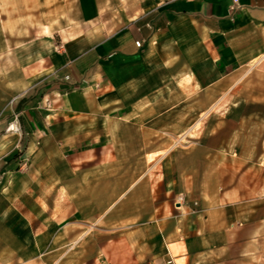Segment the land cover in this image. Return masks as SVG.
Segmentation results:
<instances>
[{
  "label": "crops",
  "instance_id": "obj_1",
  "mask_svg": "<svg viewBox=\"0 0 264 264\" xmlns=\"http://www.w3.org/2000/svg\"><path fill=\"white\" fill-rule=\"evenodd\" d=\"M121 23L103 37H75L48 53L39 92L0 120V264H17L26 250L20 227L36 228L19 205L37 173L54 160L96 159L98 166L120 139L139 137L131 128L142 121L140 107H151V122L161 123L162 107L193 93L196 77L237 82L246 67L264 61V0H141ZM13 121L19 130L4 131ZM219 135V147L205 154L199 197H188V179L165 180L155 184L151 209L127 218V233L145 237L128 264H264V142L243 130ZM231 143L251 171L233 184L212 162ZM180 186L188 196L175 210ZM49 227L43 222L34 234Z\"/></svg>",
  "mask_w": 264,
  "mask_h": 264
},
{
  "label": "rangeland",
  "instance_id": "obj_2",
  "mask_svg": "<svg viewBox=\"0 0 264 264\" xmlns=\"http://www.w3.org/2000/svg\"><path fill=\"white\" fill-rule=\"evenodd\" d=\"M140 2L0 0V120L9 119L16 106L39 92L48 53L75 37H103ZM262 62L246 67L237 82L196 77L193 93L184 92L175 103L162 107V117H157L161 123L151 122V107H140L142 121L131 128L140 132L139 137L120 139L118 151L98 166L93 165L96 159L76 164L54 160L50 170L37 173L36 186L19 205L36 228L20 227L26 250L19 251L17 264H92L93 259L99 264H128L131 250L143 247L145 237L132 236L123 226L128 217L151 209L147 202L159 189L155 184L165 180L182 184L188 179L187 196L197 198L205 154L210 147H219L220 132L243 130L254 142L257 136L258 142H264ZM167 94L163 93L164 99ZM8 124L3 130L13 132ZM235 147L231 143L228 152L216 150L212 160L221 168L220 178H230L232 184L241 176L251 177V171H245L247 162L237 161ZM174 196L175 205L187 199L181 186ZM43 222L49 224V234L36 236Z\"/></svg>",
  "mask_w": 264,
  "mask_h": 264
},
{
  "label": "built area",
  "instance_id": "obj_3",
  "mask_svg": "<svg viewBox=\"0 0 264 264\" xmlns=\"http://www.w3.org/2000/svg\"><path fill=\"white\" fill-rule=\"evenodd\" d=\"M233 1V3H236L237 2V0H232ZM135 44H136V46H140V42L139 41H136L135 42ZM67 77V76H66ZM14 126V128H15V130H14V132H17L18 130H19V127H18V123H17V121H13V122H10L9 124H8V127H7V129L8 130H11V129H9V128H11V126ZM12 131V130H11ZM177 205H181V203L179 202H177Z\"/></svg>",
  "mask_w": 264,
  "mask_h": 264
},
{
  "label": "bare ground",
  "instance_id": "obj_4",
  "mask_svg": "<svg viewBox=\"0 0 264 264\" xmlns=\"http://www.w3.org/2000/svg\"><path fill=\"white\" fill-rule=\"evenodd\" d=\"M9 129H11V130L13 131V133H14L15 128H14L13 125H12L11 128H9Z\"/></svg>",
  "mask_w": 264,
  "mask_h": 264
}]
</instances>
